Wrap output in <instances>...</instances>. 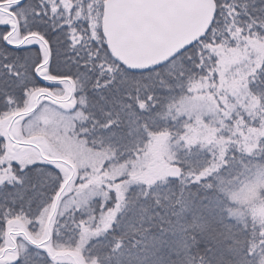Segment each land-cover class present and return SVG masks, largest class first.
<instances>
[{"label": "snow or ice", "instance_id": "snow-or-ice-1", "mask_svg": "<svg viewBox=\"0 0 264 264\" xmlns=\"http://www.w3.org/2000/svg\"><path fill=\"white\" fill-rule=\"evenodd\" d=\"M0 264H264V0H0Z\"/></svg>", "mask_w": 264, "mask_h": 264}]
</instances>
